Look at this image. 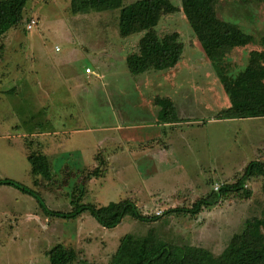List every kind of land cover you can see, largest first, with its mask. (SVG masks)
<instances>
[{"label": "rangeland", "instance_id": "1", "mask_svg": "<svg viewBox=\"0 0 264 264\" xmlns=\"http://www.w3.org/2000/svg\"><path fill=\"white\" fill-rule=\"evenodd\" d=\"M69 1L29 0L21 23L0 37V179L34 195L0 186V264H49L46 253L57 244L78 254L73 264H109L123 236L139 238L150 230L165 242L219 255L247 219L264 217L261 177L246 182L250 198L230 194L195 216L163 212L189 208L236 183L250 162L264 164V118L217 119L230 106L228 98L194 41L180 0H169L178 11L162 16L156 30L159 36L180 32L183 63L171 101L184 121L161 129L142 98L143 80L150 85L155 71L131 75L124 60L142 34L121 38L118 10L71 15ZM217 17L256 40L264 36L262 2L221 0ZM31 20L37 23L28 30ZM261 49L238 48L227 60L242 70L249 52ZM87 68L102 77L86 75ZM158 74L164 83L165 73ZM34 80L46 100L36 107L27 91ZM31 152L48 158L49 181L30 173ZM94 170L99 176L87 179ZM78 199L96 206L130 199L142 214L160 219L125 218L105 229L87 213L67 219L46 213L69 212Z\"/></svg>", "mask_w": 264, "mask_h": 264}, {"label": "trees", "instance_id": "2", "mask_svg": "<svg viewBox=\"0 0 264 264\" xmlns=\"http://www.w3.org/2000/svg\"><path fill=\"white\" fill-rule=\"evenodd\" d=\"M28 1L0 0V37L21 23ZM220 1L180 0V11L230 104L227 109L219 113L217 119L264 118V36L256 40L237 25L219 19L217 6ZM240 1L246 2V0ZM254 1L264 3V0ZM122 2L123 0H70L69 13L84 15L91 12L118 10L119 36L125 39L142 34L136 49L126 59V66L131 75L175 68L183 54V43L179 41L180 32L174 31L159 36L156 27L162 16L173 14L178 8L169 0H135L126 6H123ZM248 45H259L262 49L250 51L244 69L235 71L234 65L227 60L228 56L235 49ZM155 104L160 107L158 113L160 123L181 121L171 99L156 97ZM26 158L33 176H41L47 181L51 179L52 168L46 155L31 152ZM98 176L99 171L94 170L87 179ZM257 177L263 179L264 194V164L253 161L245 167L236 183L222 185L217 192L199 198L189 208H170L163 212V216H195L203 208L219 205L220 199L230 194L250 198L251 192L245 188L246 182ZM0 186L16 188L34 196L30 189L8 178L0 179ZM36 200L41 207L46 208L40 196L36 195ZM80 202L79 199L71 201L72 209L66 213L48 209L46 213L65 219L87 213L105 229L116 228L125 218L143 223H154L160 219L159 216L142 214L137 203L130 199L100 206L85 205ZM46 256L49 264H73L78 258V254L73 249H67L61 244L52 247ZM109 264H264V217L247 219L243 229L231 237L219 255H214L201 247L178 246L165 242L156 238L154 232L150 230L139 238L131 235L123 236Z\"/></svg>", "mask_w": 264, "mask_h": 264}, {"label": "crops", "instance_id": "3", "mask_svg": "<svg viewBox=\"0 0 264 264\" xmlns=\"http://www.w3.org/2000/svg\"><path fill=\"white\" fill-rule=\"evenodd\" d=\"M194 41H195L196 45L198 47H200V45L197 42V40H194ZM126 59L127 58L124 57L125 62H126ZM182 63L183 62L180 61L178 63V65L175 68H172L171 70L155 71V73H154L155 76H154L153 80H151L150 85H149V80L147 78H145V80H143V81H145L144 82V86L143 85H141V86L145 87L146 92H145V95L142 96V98L145 99L144 105H145V108H146L147 113L149 112V116L152 117V119L155 121V123H160L158 121V113L160 111V107L155 104V98L156 97H165V98H169V99L173 100L172 96L175 93V90L178 89V88H175L174 83L179 81V80H177V77H179V75H178L177 72H178V70L180 68V65ZM158 72L165 73L164 83H162V80L159 79L160 74H158ZM149 73L150 72H147V73H144V74L145 75H149ZM93 74L96 75V76H98L99 78L102 77V74H99L97 71H94ZM93 74L91 72L90 74H86V75H93ZM33 83L34 84H31V85H33V86H31L32 88H29V90L27 89V91H29V95L32 97V101H31L32 106L36 107L38 105V101H39V106H40L41 102L42 101L44 102L46 100L44 99V96L43 95H37V93L35 92V89H36V80H34ZM27 85H29V84H27ZM33 88H34V91H33ZM149 97H151V99H149ZM40 98H42V100ZM64 104L67 107V105H69V102L68 101H64ZM55 106H57V105H55ZM54 115H57V114L54 113ZM66 118H67V116H66ZM69 118H72V114L69 115ZM178 118L180 120L184 121L182 118H180V117H178ZM59 120L60 121L62 120V115L61 114H60ZM153 120L150 121L151 124H149V122H145L144 125H146V126L147 125H152ZM182 121H180L178 123H164V124L163 123H160L159 126H160L161 129H166L168 127L172 128L175 125L182 124L183 123ZM112 144H113V142H112Z\"/></svg>", "mask_w": 264, "mask_h": 264}, {"label": "built area", "instance_id": "4", "mask_svg": "<svg viewBox=\"0 0 264 264\" xmlns=\"http://www.w3.org/2000/svg\"><path fill=\"white\" fill-rule=\"evenodd\" d=\"M35 24H36V21H35V20H31L30 23H29L28 26H27V29H28V30L31 29L33 26H35ZM85 72H86L87 74L91 73L89 68H87V69L85 70ZM216 189H218V188H216Z\"/></svg>", "mask_w": 264, "mask_h": 264}, {"label": "bare ground", "instance_id": "5", "mask_svg": "<svg viewBox=\"0 0 264 264\" xmlns=\"http://www.w3.org/2000/svg\"><path fill=\"white\" fill-rule=\"evenodd\" d=\"M36 21V20H35ZM36 23H37V21H36Z\"/></svg>", "mask_w": 264, "mask_h": 264}]
</instances>
